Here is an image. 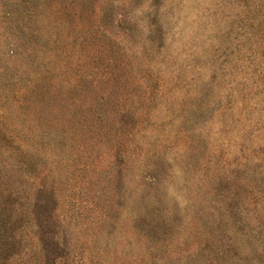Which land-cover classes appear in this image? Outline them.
Listing matches in <instances>:
<instances>
[{"label": "rangeland", "instance_id": "rangeland-1", "mask_svg": "<svg viewBox=\"0 0 264 264\" xmlns=\"http://www.w3.org/2000/svg\"><path fill=\"white\" fill-rule=\"evenodd\" d=\"M0 264H264V0H0Z\"/></svg>", "mask_w": 264, "mask_h": 264}]
</instances>
